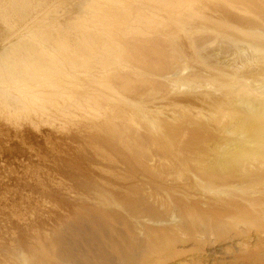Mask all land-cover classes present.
Returning <instances> with one entry per match:
<instances>
[{"label": "rangeland", "instance_id": "374dc122", "mask_svg": "<svg viewBox=\"0 0 264 264\" xmlns=\"http://www.w3.org/2000/svg\"><path fill=\"white\" fill-rule=\"evenodd\" d=\"M81 1H73L70 12L83 14L88 0ZM196 1L208 14L215 13L211 8L225 18L231 14L222 22L234 24L241 16L264 29V0ZM70 12L61 18L64 25ZM207 51L228 65L247 57L225 39ZM256 70L237 86L255 89L242 94L250 103L225 111L222 123H208L212 113L204 109L202 118L188 112L193 125L185 122L176 141L162 128L155 142L150 135L156 166L169 159L182 171L179 180L146 171L99 127L100 120L79 113L73 119L57 114L16 121L0 113V264H264V74ZM200 88L190 99L206 96L210 87ZM194 100L196 112L207 106ZM252 107L257 115L248 112ZM229 115L254 124L252 131L237 133ZM219 124L227 131L213 128ZM200 151L209 161L223 158L237 178L219 172L215 183L205 181L209 176L196 165ZM145 199L161 222L139 217ZM171 212L183 218L189 232L180 229L183 222L176 226L168 219Z\"/></svg>", "mask_w": 264, "mask_h": 264}, {"label": "bare ground", "instance_id": "6f19581e", "mask_svg": "<svg viewBox=\"0 0 264 264\" xmlns=\"http://www.w3.org/2000/svg\"><path fill=\"white\" fill-rule=\"evenodd\" d=\"M73 1L82 2L0 0V113L16 121L57 114L73 119L81 113L102 121L98 126L150 174L183 179L169 159L156 166L150 135L154 141L167 130L170 140H175L185 122L193 125L188 112L202 118L207 109L212 113L208 123L219 122L225 111L240 110L238 103H250L242 94L250 95L253 88L237 86L254 78L256 69H260L257 75L264 74V29L252 27L258 21L247 17L232 20L233 15L234 24L222 22L231 14L225 18L214 8L209 11L215 13L208 14L206 5L198 1L196 7V0H88L83 14L70 12ZM68 12L73 17L64 25L61 18ZM223 39L237 45L240 56L246 53L240 65L220 62L214 51H207ZM200 87L210 88L202 92L206 96L194 98L207 104L196 112L191 105L196 100L190 95L196 96ZM218 91L220 95L215 94ZM254 109L248 112L257 115ZM228 120L240 134L254 127L233 115ZM213 128L227 131L224 124ZM205 154H195L201 174L209 176L205 181L215 183L213 176L221 179L219 172L229 174L224 178H237L223 158L209 161ZM147 202L139 217L161 222ZM171 213L168 219L176 226L183 222L180 229L189 232L183 218Z\"/></svg>", "mask_w": 264, "mask_h": 264}]
</instances>
